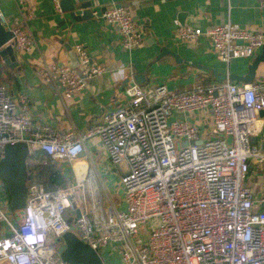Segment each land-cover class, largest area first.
Returning a JSON list of instances; mask_svg holds the SVG:
<instances>
[{
  "label": "built area",
  "instance_id": "obj_1",
  "mask_svg": "<svg viewBox=\"0 0 264 264\" xmlns=\"http://www.w3.org/2000/svg\"><path fill=\"white\" fill-rule=\"evenodd\" d=\"M52 1L60 11V0ZM98 16L117 30L123 48L140 44L127 5L109 3ZM8 29L7 43L15 52L33 49L23 28ZM202 35L226 64L255 55L264 44L263 33L230 21L205 30L180 24L174 37L194 43ZM73 49L75 67L52 62L36 70L42 82L61 88L65 99L105 71L81 44ZM122 95L83 133H61L46 124L33 127L25 99L13 97L0 82V158L6 144L26 142L30 154L39 149L52 160L71 161L83 152L85 139L98 136L110 162L126 166L119 181L124 210L111 199L105 208L93 176L52 190L28 185L33 189L17 218L0 205V264H66L57 247L68 231L96 252L117 249L120 264H264V182L258 188L248 182L249 161H264V153L250 143L261 126L263 86L227 78L168 92L161 84L132 81ZM204 109L215 136L200 140L196 125L171 118L175 111ZM30 227L32 234L25 233Z\"/></svg>",
  "mask_w": 264,
  "mask_h": 264
},
{
  "label": "crops",
  "instance_id": "obj_2",
  "mask_svg": "<svg viewBox=\"0 0 264 264\" xmlns=\"http://www.w3.org/2000/svg\"><path fill=\"white\" fill-rule=\"evenodd\" d=\"M70 1L73 10L58 11L52 0H0L3 25L7 29L23 28L34 44L29 52H15L19 63L17 67L7 66L0 57V82L6 84L13 97L25 99L33 127L46 124L61 133L69 130L83 133L99 123L106 111L116 106L122 99L123 89L132 81L146 87L161 84L168 92L187 90L199 84L218 81L223 76L225 80L232 74H246L248 65L261 51L260 48L251 57L234 58L226 64L212 50L205 35L194 43H186L177 40L174 34L180 24L205 30L230 21L264 35L263 0ZM109 3L124 4L130 8L141 35L137 47L123 48L117 30L98 16ZM82 5L86 7H80ZM86 9L91 14L81 18ZM76 44H81L91 61L103 66L105 71L88 80L85 87L71 98L65 99L61 96V88L42 82L36 70L45 63L70 65V53H74ZM172 53L177 54L180 60L176 61ZM250 83L264 88L263 62L257 66L255 79ZM259 117L261 126L252 134L250 143L264 153V111L259 113ZM171 118L185 119L196 125L202 133L200 140L211 135L208 109L190 113L175 111ZM37 151L39 149H32V153H29L27 168L29 157ZM52 161L61 168L65 184L85 181L93 176L98 185L102 183L106 188L102 169H107L106 164L110 159L98 136L85 139L83 152L71 161ZM116 167L120 176L124 170L121 165ZM248 182L255 187L264 182V161H249ZM0 184L6 192V200L1 205L7 208L9 196L2 181ZM119 190L118 185L117 196H121ZM102 250L109 254L116 253L109 264H120L117 249L106 246Z\"/></svg>",
  "mask_w": 264,
  "mask_h": 264
},
{
  "label": "water",
  "instance_id": "obj_3",
  "mask_svg": "<svg viewBox=\"0 0 264 264\" xmlns=\"http://www.w3.org/2000/svg\"><path fill=\"white\" fill-rule=\"evenodd\" d=\"M60 7L63 10L74 9L70 0H60ZM80 7L86 6L82 5ZM90 14V11L86 9L82 13L81 18H87ZM11 37V31L0 21V57L7 66L14 68L19 63L16 60V53L13 47L7 43ZM171 55L176 61L180 60L177 54L172 53ZM261 62L264 63V44L261 47L260 53L248 65L246 74H232L229 76V79L250 83L255 79V71ZM70 65L72 67L77 65L74 53H70ZM223 79L224 76L218 79V81H222ZM260 113H263V111ZM28 156L29 149L27 143L16 142L6 144L3 157L0 158V181L6 187L9 196V206L16 211L21 210L25 206L27 194L33 189L29 188L27 184L29 177L27 168ZM118 194L121 195V189L118 191ZM77 215H79L78 212ZM57 253L61 261L66 264H103L98 253L82 242L73 231H68L61 236V244L57 247Z\"/></svg>",
  "mask_w": 264,
  "mask_h": 264
},
{
  "label": "rangeland",
  "instance_id": "obj_4",
  "mask_svg": "<svg viewBox=\"0 0 264 264\" xmlns=\"http://www.w3.org/2000/svg\"><path fill=\"white\" fill-rule=\"evenodd\" d=\"M211 135L215 136V133H212L211 131ZM253 135H250V138ZM107 169H102V174H103V182L104 185L106 186V188H104L103 184L100 183L99 187H100V193H101V197L104 203L105 208H107V205L109 204V198L112 199V201L114 203H116V205L118 206V210H124L125 209V204L123 202V196H117V186L119 185L120 187V176H119V172L118 169L115 165H113L110 161L106 164ZM121 167L123 168V170H126V166L122 163ZM86 184V183H85ZM85 192H86V187H85ZM6 200V192L4 190V187L2 185H0V205L1 202ZM86 201L89 203V199L87 196V192H86ZM2 206V205H1ZM3 209L6 210V212L8 214L12 213L14 214V217L17 218V212L16 210L12 209L10 206H8L7 208H5L4 206H2ZM144 229V226L142 227ZM115 253V252H114ZM114 253L109 254L108 251H100L99 255L101 257V259L103 260V262L105 264H109L110 261L112 260V258L114 259ZM114 254V255H113ZM114 264V263H113Z\"/></svg>",
  "mask_w": 264,
  "mask_h": 264
},
{
  "label": "trees",
  "instance_id": "obj_5",
  "mask_svg": "<svg viewBox=\"0 0 264 264\" xmlns=\"http://www.w3.org/2000/svg\"><path fill=\"white\" fill-rule=\"evenodd\" d=\"M28 167L27 184L29 186L42 184L47 190H51L57 185L65 184L61 168L53 163L52 158L41 150L29 157Z\"/></svg>",
  "mask_w": 264,
  "mask_h": 264
},
{
  "label": "clouds",
  "instance_id": "obj_6",
  "mask_svg": "<svg viewBox=\"0 0 264 264\" xmlns=\"http://www.w3.org/2000/svg\"><path fill=\"white\" fill-rule=\"evenodd\" d=\"M24 232L26 233H29V234H32V229H31V227L30 228H28V229H25L24 230ZM27 239H28V242L29 243H32L33 242V239H34V237L33 236H31V235H29L28 237H27Z\"/></svg>",
  "mask_w": 264,
  "mask_h": 264
}]
</instances>
